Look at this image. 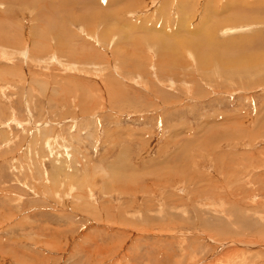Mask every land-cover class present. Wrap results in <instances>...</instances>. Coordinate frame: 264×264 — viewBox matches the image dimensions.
I'll list each match as a JSON object with an SVG mask.
<instances>
[{
  "label": "rangeland",
  "instance_id": "374dc122",
  "mask_svg": "<svg viewBox=\"0 0 264 264\" xmlns=\"http://www.w3.org/2000/svg\"><path fill=\"white\" fill-rule=\"evenodd\" d=\"M263 16L0 0V264H264Z\"/></svg>",
  "mask_w": 264,
  "mask_h": 264
},
{
  "label": "bare ground",
  "instance_id": "6f19581e",
  "mask_svg": "<svg viewBox=\"0 0 264 264\" xmlns=\"http://www.w3.org/2000/svg\"><path fill=\"white\" fill-rule=\"evenodd\" d=\"M263 17H264V16H263ZM257 19H258V18H257ZM253 22H254V21H253ZM249 23L252 24V22H249ZM254 23H255V22H254ZM259 23H260V22H259ZM214 31H215V29H214ZM244 37H245V36H244ZM230 43H235V41H231ZM176 52H177V51H176ZM246 59H247V58H246ZM248 59H249V58H248ZM248 59H247V61H248ZM255 59H258V57H257V58L255 57ZM263 59H264V58H263ZM263 59H262V60H263ZM245 61H246V60H245ZM249 61H250V59H249ZM254 62H255V61H254ZM236 64H237V63H236ZM69 66H70V65H69ZM255 66H256V65H255ZM261 66H262V65H261ZM261 66H260V68H261ZM251 67H252V66H251ZM256 67H257V66H256ZM258 67H259V66H258ZM262 67H263V66H262ZM253 68H254V66H253ZM253 68H252V69H253ZM248 70H250V69L248 68ZM254 70H255V69H254ZM257 70H258V69H257ZM242 72H243V71H242ZM162 152H163V151H162ZM83 210H84V209H83Z\"/></svg>",
  "mask_w": 264,
  "mask_h": 264
}]
</instances>
